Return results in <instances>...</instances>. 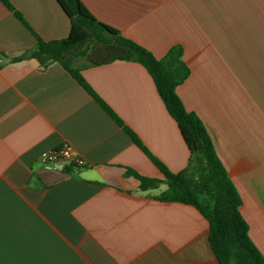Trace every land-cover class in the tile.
<instances>
[{"label": "crops", "instance_id": "crops-1", "mask_svg": "<svg viewBox=\"0 0 264 264\" xmlns=\"http://www.w3.org/2000/svg\"><path fill=\"white\" fill-rule=\"evenodd\" d=\"M46 41L68 37L58 0H10ZM101 22L159 59L180 44L178 87L206 124L264 256V0H82ZM38 38L0 0V264H221L210 223L193 205L141 189L158 165L60 62L15 60ZM98 95L173 172L190 149L154 78L137 61L75 57ZM66 144L85 160L44 165Z\"/></svg>", "mask_w": 264, "mask_h": 264}, {"label": "trees", "instance_id": "trees-1", "mask_svg": "<svg viewBox=\"0 0 264 264\" xmlns=\"http://www.w3.org/2000/svg\"><path fill=\"white\" fill-rule=\"evenodd\" d=\"M2 1L38 38L35 49L15 60L36 58L44 67L60 62L164 173L165 180H160L129 169L127 174L140 180L141 189H154L165 182L167 189L159 195L160 200L195 206L210 223L209 241L221 264H264V256L251 240L248 222L241 213L240 194L217 153L210 131L196 112L187 109L178 93V87L191 75L183 46H172L159 59L118 29L99 21L82 0H58L71 19V32L64 39L46 41L10 0ZM81 56L95 65L121 59L137 61L148 69L190 149L188 167L175 173L148 149L140 135L98 95L81 71L71 66V61ZM198 166L204 170L199 180L194 176Z\"/></svg>", "mask_w": 264, "mask_h": 264}, {"label": "built area", "instance_id": "built-area-1", "mask_svg": "<svg viewBox=\"0 0 264 264\" xmlns=\"http://www.w3.org/2000/svg\"><path fill=\"white\" fill-rule=\"evenodd\" d=\"M40 159L44 165L57 166L67 163L80 168L85 164V160L75 154L74 147L71 144H66L58 149L48 150L41 155Z\"/></svg>", "mask_w": 264, "mask_h": 264}, {"label": "rangeland", "instance_id": "rangeland-1", "mask_svg": "<svg viewBox=\"0 0 264 264\" xmlns=\"http://www.w3.org/2000/svg\"><path fill=\"white\" fill-rule=\"evenodd\" d=\"M196 165V164H195ZM204 174V170L200 169V167L198 166L195 171H194V176L197 180L200 179L201 176H203Z\"/></svg>", "mask_w": 264, "mask_h": 264}]
</instances>
